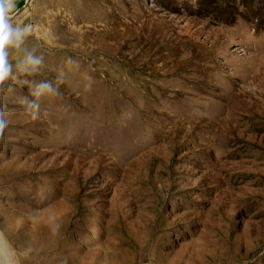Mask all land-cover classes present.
Masks as SVG:
<instances>
[{
	"label": "rangeland",
	"instance_id": "rangeland-1",
	"mask_svg": "<svg viewBox=\"0 0 264 264\" xmlns=\"http://www.w3.org/2000/svg\"><path fill=\"white\" fill-rule=\"evenodd\" d=\"M25 3L44 63L0 93L20 264H264V0ZM62 70L31 120L18 98Z\"/></svg>",
	"mask_w": 264,
	"mask_h": 264
},
{
	"label": "clouds",
	"instance_id": "clouds-1",
	"mask_svg": "<svg viewBox=\"0 0 264 264\" xmlns=\"http://www.w3.org/2000/svg\"><path fill=\"white\" fill-rule=\"evenodd\" d=\"M27 3L21 12L17 8V0H0V93L12 92L19 76H33L38 72L44 63L43 54H37L36 49L26 46V40L32 34V25L23 24L17 17L27 14ZM67 71L71 72L79 67L77 61L72 58L67 60ZM85 92L92 88L91 79L84 76ZM64 82V71L57 76L55 84L53 81L42 79L30 87V96L18 98V104L31 120L39 118L42 98L59 95L58 85ZM22 83V82H21ZM9 111L0 106V134L10 124ZM41 219L39 210L28 214L26 220L35 224ZM51 222L50 231L55 234L59 231L60 225L55 223L54 216H48ZM32 251L31 244L28 247L18 250L10 238L8 230H0V264H20L21 258L28 257Z\"/></svg>",
	"mask_w": 264,
	"mask_h": 264
}]
</instances>
